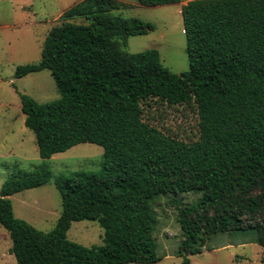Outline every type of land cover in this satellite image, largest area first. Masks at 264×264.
Segmentation results:
<instances>
[{"label": "trees", "instance_id": "16d2710c", "mask_svg": "<svg viewBox=\"0 0 264 264\" xmlns=\"http://www.w3.org/2000/svg\"><path fill=\"white\" fill-rule=\"evenodd\" d=\"M128 7L77 1L48 31L40 60L15 69L16 78L48 69L60 95L40 103L19 93L40 158L85 142L103 148L99 170L55 179L62 210L48 232L15 217L8 197L45 184L50 170L37 165L3 183L0 224L16 264H153L160 258L154 206L162 196L176 211L178 264H192L188 256L218 232L251 231L264 247V0L182 4L189 68L180 73L165 67L156 49L123 50L128 37L154 29L112 13ZM152 104L193 107L199 138L184 141L152 125L144 118ZM186 193L201 196L184 203L178 196ZM79 220L99 222L101 244L68 239Z\"/></svg>", "mask_w": 264, "mask_h": 264}, {"label": "rangeland", "instance_id": "374dc122", "mask_svg": "<svg viewBox=\"0 0 264 264\" xmlns=\"http://www.w3.org/2000/svg\"><path fill=\"white\" fill-rule=\"evenodd\" d=\"M79 0H0V190L3 183L19 171H32L43 164L50 172L48 181L35 188L10 195L15 217L43 232L50 231L61 213V197L55 186L57 177L72 171H97L101 167L103 148L94 143H79L51 158H40L33 132L24 125L19 93L43 103L60 95L51 72L42 69L22 77H14L18 65L37 63L42 43L50 28L61 22L60 15ZM112 13L125 18L138 17L153 24L147 34L130 36L122 47L129 53L156 49L162 64L174 73L189 68L186 38L180 3L146 6L136 0ZM144 118L164 132L184 141L199 138L197 114L186 105L152 104L144 110ZM215 164L210 167L214 168ZM201 193H186L178 198L192 203ZM169 197L157 198L154 206L156 228L154 238L157 255L153 264H178L180 230L176 211ZM258 217L255 216L254 220ZM244 219V218H242ZM68 239L86 247L102 243L103 228L97 220L72 222ZM11 239L0 224V264H16L9 252ZM192 264H264V247L254 241V232L231 230L212 235L200 253L190 254ZM138 264V263H131Z\"/></svg>", "mask_w": 264, "mask_h": 264}]
</instances>
